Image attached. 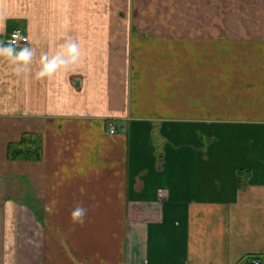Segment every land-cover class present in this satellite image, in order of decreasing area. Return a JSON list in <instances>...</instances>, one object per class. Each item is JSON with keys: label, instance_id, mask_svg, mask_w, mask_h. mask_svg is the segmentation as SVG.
<instances>
[{"label": "crops", "instance_id": "crops-1", "mask_svg": "<svg viewBox=\"0 0 264 264\" xmlns=\"http://www.w3.org/2000/svg\"><path fill=\"white\" fill-rule=\"evenodd\" d=\"M16 28L36 54L0 56V264L264 261V0H0Z\"/></svg>", "mask_w": 264, "mask_h": 264}, {"label": "clouds", "instance_id": "clouds-1", "mask_svg": "<svg viewBox=\"0 0 264 264\" xmlns=\"http://www.w3.org/2000/svg\"><path fill=\"white\" fill-rule=\"evenodd\" d=\"M27 41L19 31H14L11 38L7 41L0 39V56H4L13 65V70L17 73L28 70L27 66L31 63L36 52L32 46L27 43L17 49L16 45L21 41ZM65 51L57 52L49 56L47 52L41 55V66L37 76L44 77L55 74L61 66L75 63L79 59L80 46L74 39L65 41ZM87 214V208L77 205L72 211V217L75 221L83 223Z\"/></svg>", "mask_w": 264, "mask_h": 264}, {"label": "built area", "instance_id": "built-area-1", "mask_svg": "<svg viewBox=\"0 0 264 264\" xmlns=\"http://www.w3.org/2000/svg\"><path fill=\"white\" fill-rule=\"evenodd\" d=\"M14 31H19L24 37H27V41L21 40L16 45L17 49L19 47L23 46L24 44L29 43L28 36L25 33H23V31L21 29H19V28L13 29V30L5 33L3 35L4 40L7 41L8 39H10L11 38V35H12V33ZM116 130H117V128H116L115 124L112 121H108V123H107V132L109 134H114L116 132ZM248 264H264V261L261 258H259V257H253V258L250 259V261L248 262Z\"/></svg>", "mask_w": 264, "mask_h": 264}, {"label": "trees", "instance_id": "trees-1", "mask_svg": "<svg viewBox=\"0 0 264 264\" xmlns=\"http://www.w3.org/2000/svg\"><path fill=\"white\" fill-rule=\"evenodd\" d=\"M10 150L13 156L24 158L28 157V148L27 144H25L24 142V138L21 139V142H19L18 144L11 145Z\"/></svg>", "mask_w": 264, "mask_h": 264}]
</instances>
